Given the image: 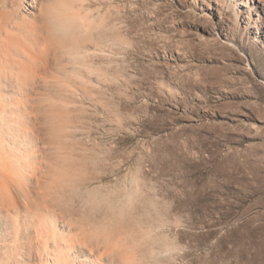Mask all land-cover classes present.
Segmentation results:
<instances>
[{
  "label": "rangeland",
  "instance_id": "obj_1",
  "mask_svg": "<svg viewBox=\"0 0 264 264\" xmlns=\"http://www.w3.org/2000/svg\"><path fill=\"white\" fill-rule=\"evenodd\" d=\"M84 4L113 52L74 95L77 224L146 264H264V0Z\"/></svg>",
  "mask_w": 264,
  "mask_h": 264
},
{
  "label": "bare ground",
  "instance_id": "obj_2",
  "mask_svg": "<svg viewBox=\"0 0 264 264\" xmlns=\"http://www.w3.org/2000/svg\"><path fill=\"white\" fill-rule=\"evenodd\" d=\"M84 2L0 0V264H143L156 250L76 222L91 178L76 171L74 95L113 52L91 44Z\"/></svg>",
  "mask_w": 264,
  "mask_h": 264
}]
</instances>
